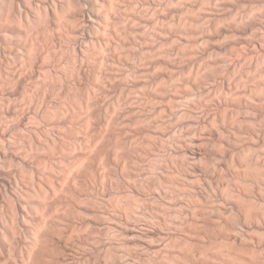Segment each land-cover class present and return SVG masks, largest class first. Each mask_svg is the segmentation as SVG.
<instances>
[{
    "label": "bare ground",
    "instance_id": "bare-ground-1",
    "mask_svg": "<svg viewBox=\"0 0 264 264\" xmlns=\"http://www.w3.org/2000/svg\"><path fill=\"white\" fill-rule=\"evenodd\" d=\"M6 1L0 264H264V0Z\"/></svg>",
    "mask_w": 264,
    "mask_h": 264
},
{
    "label": "rangeland",
    "instance_id": "rangeland-1",
    "mask_svg": "<svg viewBox=\"0 0 264 264\" xmlns=\"http://www.w3.org/2000/svg\"><path fill=\"white\" fill-rule=\"evenodd\" d=\"M59 1H60V0H55L56 4H58ZM3 2H6V3H3ZM49 4H50V3H49ZM50 5H52V4H50ZM3 6H5V7H3ZM6 9H7V1H6V0H0V12H1L0 15L2 14V15L0 16V18L2 19V21H1L2 23L5 22V21L3 20V19H4L3 17L5 16V14H6V12H7ZM5 10H6V11H5ZM4 24H5V23H4ZM61 32H62V31H61ZM61 32H60V33H61ZM62 34H63V33H61V34H59V35H61V36L64 38V35H62ZM61 36H60V37H61ZM7 37H8V36H7ZM10 38H12V39H10ZM14 38H15V36H11V35H10V36L8 37L7 40H13ZM20 38H22V37H20ZM15 39H18V38H15ZM23 39H24V37H23ZM63 45H64V44H63ZM5 64H6V66H7L8 63H5ZM8 66H9V64H8ZM8 66H7V67H8ZM9 67H10V66H9ZM9 67H8V69H9ZM62 67H63V66H62ZM62 67H61V68H62ZM16 69H17V70H16L17 73H19V74H20L21 72H22V73H23V72H26V68L22 69V67H21V68L19 67V69H18V67H16ZM22 70H25V71H22ZM18 71H19V72H18ZM20 71H21V72H20ZM208 85H209V83H205L204 86H208ZM206 88H207V87H206ZM55 94H56V93H55ZM55 94H53V97H54ZM57 94H58V92H57ZM213 96H214V95H213ZM213 96L210 97V98H212V99H210V98H209V99H208V98L206 99V100H208V101H206V102H209L208 104H210V105H213V103H214L213 100L217 98V97H215V96H214V97H215V98H214ZM56 97H57V95H55V98H54V99L59 100V99H58L59 96H58L57 98H56ZM54 99H53V100H54ZM56 100H54V101H56ZM210 100H211V101H210ZM20 103H22V101H20ZM211 103H212V104H211ZM212 107H213V106H212ZM198 109H199V112L197 111ZM200 111H202L200 108H196V112H195V113L197 114V115H196L197 117H199V116L201 115V112H200ZM231 125H232V124H231ZM231 125H230V126H231ZM233 126H234V125H233ZM233 126H232V127H233ZM232 127H230V129H233ZM257 128H258V129H257ZM259 128H262V127H261L260 125H257V126H256V129H257L258 131H259ZM231 131H233V130H231ZM231 131L229 132L228 135H231V137H232L233 139L236 138V140H235L236 142H235L234 144H235V145L238 144V145H236V146H238V147H240V145L242 146V145H243L244 143H246L247 140L249 139V138L247 137L248 135L246 136V134H244V135L241 134V135L243 136V137H242V136L240 137L241 139H240L239 136H237V135H236V136H237L238 138H237V137H233V136H235V135L233 134V132L231 133ZM207 132H208V130H203L202 133H201V136L205 137L206 139H212V137H211V133L208 132V133H209V134H208ZM258 133H259V132H258ZM232 135H233V136H232ZM260 135H261V134H260ZM207 137H209V138H207ZM244 138H245V139H244ZM223 140L225 141L226 139H223ZM239 140H240V141H239ZM242 140H243V141H242ZM225 142L227 143V141H225ZM237 142H238V143H237ZM239 143H240V144H239ZM217 145H218V144H217ZM219 146H221V145H219ZM219 146H218V148H220ZM221 147H223V146H221ZM225 147H226V146H225ZM218 148H217V147L215 148V146H214V149H213V150L216 149V151H217ZM223 148H224V147H223ZM223 148H222V149L220 148V150L218 151L220 154L217 153L216 151H215V152L213 151V153H214V154L212 155L213 159H214V155H215V157H218V158H215L216 160H215V159H214V160L212 159V161H213L212 165H211V164L209 165V163L212 162V161L210 162L211 158H210V159L208 158L209 162H208V160L205 158V159L203 160L204 163L201 162V163H202V164H201L202 167L200 166V167H199L200 169H199V168L197 169L198 171H196V174H197V179H198V181H199V182L197 181V184L199 185V186H198L199 189H201V191L203 192V194L205 193L206 196H207V195L209 196V200H208V201H209V205H210V204H216L218 207L221 206L220 208L223 209V211H227V212H228L229 210H227V209H229V208L231 207L230 204L228 203L229 200L226 199V201H225V200L223 199L224 197L222 198L220 190L217 189V183H216V182H217V181H216L217 178L215 179L216 175H217L219 172L222 173V170H223V173L225 172V171H224L225 169H224V166H223V165H224L223 162H225V160L227 159V156L224 155V154H225L224 151L227 152V149H228V148H227L226 150H225V148H224V149H223ZM261 149H262V150H261ZM229 150H230V149H229ZM229 150H228V151H229ZM230 151H231V150H230ZM260 151H261V153H262V154L260 153V155L263 157V156H264V145H262V147H260ZM217 154H218V155H217ZM221 154H223V156H224L226 159L223 158V156H222ZM226 154H227V153H226ZM262 157H259V158L261 159ZM220 158H221V159H220ZM222 158H223V159H222ZM263 158H264V157H263ZM263 158H262V159H263ZM262 159H261V160H262ZM206 160H207V161H206ZM217 161H218V162H217ZM220 161H221V162H220ZM216 163H217V164H216ZM221 163H222L223 165H222ZM206 164H207V165H206ZM203 165H205L206 167H204ZM208 165H209V166H208ZM212 166H213V167H212ZM220 166H221V167H220ZM209 167H210V168H209ZM219 167H220V168H219ZM222 167H223V168H222ZM214 168H215V169H214ZM206 169H208V170H206ZM216 169H217V170H216ZM219 169H220V171H219ZM221 169H222V170H221ZM208 171H209V172H208ZM216 171H217V172H216ZM197 172H198V173H197ZM205 172H206V173H205ZM207 173H208V174H207ZM210 174H211V175H210ZM206 175H207V176H206ZM205 176H206V177H205ZM202 177H203V178H202ZM211 179H212V180H211ZM213 179H214V181H213ZM209 181H210V182H209ZM206 182H207V183H206ZM209 183H210V185H209ZM213 183H214V184H213ZM215 185H216V186H215ZM210 186H212V187H210ZM212 188H213V189H212ZM245 189H247V191L251 192L250 194H252V196H253L254 193H255L254 196H256V195L258 196V193H257L256 191H255V192L252 191L253 189H251V187H249L250 190L248 189V187L245 188ZM214 190H215L216 192H215ZM218 192H220V194H219ZM220 196H221V197H220ZM221 199H222V200H221ZM224 201L226 202V204H225ZM227 203H228V205H227ZM226 205H227V206H226ZM228 206H230V207L228 208ZM225 207H226V208H225ZM230 209H231V208H230ZM229 212H230V211H229ZM225 213H226V212H225ZM226 214H229V213H226ZM226 214H225V215H226ZM229 215H230V214H229ZM213 219L216 220L215 217H213ZM215 220H214V221H215ZM218 220H219V219H218ZM216 222H217V220H216ZM105 224H106V223H105ZM142 224H143V223H137V224H136V228L139 229V230H142V228L144 227V228L146 229L147 226H145V225L143 224L144 226L142 227ZM144 228H143V229H144ZM145 229L142 230V231L144 232V231L147 230V229H146V230H145ZM148 229H152V227L149 226ZM212 230H213V229H212ZM214 230H215V229H214ZM82 231H83V230H82ZM84 231L87 233V230H84ZM84 231H83V232H84ZM215 231H216V232H215ZM215 231H213V233H215L214 236L218 237L217 242H220V240H221V242H222L223 240H228V241H229L230 239H231V241H233V239H234V238H233V235L229 236V238H226V237H224L225 234L222 233L221 231H220V232L217 231V230H215ZM83 232H82V233H81V232H78L77 234H79V236H81V235H83V236L86 235V233L84 234ZM211 233H212V231H211ZM213 233H212V235H213ZM77 236H78V235H77ZM202 238H203V239H202ZM202 238L199 237V240L202 239V240H201L202 242H203L204 240H205V241L207 240L206 237H202ZM263 238H264V237H263ZM71 239H72V238H71ZM222 239H223V240H222ZM68 240H69V239H68ZM54 242H55V244L57 243L56 239H55ZM67 242H68V244L70 243V246L74 247V244L71 243L72 240H71V242H70V241H67ZM59 243H60V245L62 244V242H58V244H59ZM248 243H249L250 245H249ZM71 244H72V245H71ZM244 245H245V247L243 246V243H242V244H239V246H242V247L245 248L244 250H245L247 253L244 251V252H245L244 255H246V258L248 257V255H249V257H250L251 259H252L254 256L256 257V255H257V257H258V255H259V257L256 258V260L264 261V258H263V257H264V252H263V250L261 251V249H260V252H261V253L259 252V254H257V253H256V254H255V253L253 254L252 248H251V250H250V247H252L253 244L250 243V241H249V242H247V243L245 242ZM67 246H68V245H67ZM67 246H66V248H67ZM72 247H70V248L68 247L69 249H67V251H66L67 254L70 255V252H71V254H75V253H76L75 251H77V250L74 251L73 249H71ZM79 247H81V245L79 246L78 244L74 247V249H78V251H77L76 254H79L80 251L82 252V249H79ZM81 248H82V247H81ZM70 249H71V251H70ZM246 249H247V250H246ZM262 249H263V248H262ZM73 251H74V252H73ZM68 252H69V253H68ZM78 252H79V253H78ZM249 252H250V253H249ZM248 253H249V254H248ZM250 255H251V256H250ZM252 255H253V256H252ZM249 257H248V258H249ZM248 258H247V259H248ZM250 258H249V259H250ZM261 258H262V259H261ZM10 259H11V258H10ZM251 259H250V260H251ZM102 260H103V259H102ZM254 260H255V258H254ZM14 261H15V264H16V263H17V264H18V263H20V264H23V263H24V262H23L24 260L22 261L21 258H20V259L18 258V259L14 260ZM101 262H102V263H98V264H103L104 262H106V260L101 261ZM60 264H63V263H60ZM64 264H66V263H64ZM67 264H68V263H67ZM85 264H86V263H85ZM104 264H106V263H104ZM107 264H108V262H107ZM109 264H111V263L109 262Z\"/></svg>",
    "mask_w": 264,
    "mask_h": 264
}]
</instances>
